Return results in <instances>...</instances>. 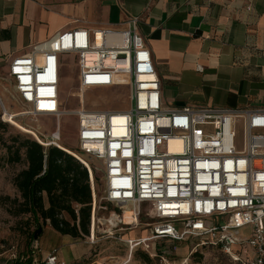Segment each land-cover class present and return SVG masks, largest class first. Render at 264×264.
<instances>
[{
    "label": "built area",
    "instance_id": "2783aa9c",
    "mask_svg": "<svg viewBox=\"0 0 264 264\" xmlns=\"http://www.w3.org/2000/svg\"><path fill=\"white\" fill-rule=\"evenodd\" d=\"M138 21L133 16L124 26L60 30L31 45L8 65L15 100L34 117L65 115L64 55L76 56L79 94L127 89L125 109H88L81 99L71 111L78 125L74 153L60 146L59 127L49 137H36L88 170L91 239L97 209H106L95 196L89 159L96 158L103 165L101 201L118 209L109 213V221L123 225V209L129 207L134 222L128 226L136 229L142 206H148V235L128 241L130 254L140 246L156 256L151 242L194 238L196 245L216 247L237 264H264V108L164 107ZM243 228L249 230L246 236L239 234ZM45 264H59L55 251Z\"/></svg>",
    "mask_w": 264,
    "mask_h": 264
},
{
    "label": "crops",
    "instance_id": "0c3cea01",
    "mask_svg": "<svg viewBox=\"0 0 264 264\" xmlns=\"http://www.w3.org/2000/svg\"><path fill=\"white\" fill-rule=\"evenodd\" d=\"M133 16L164 107L264 108V0H0V72L57 31Z\"/></svg>",
    "mask_w": 264,
    "mask_h": 264
},
{
    "label": "rangeland",
    "instance_id": "374dc122",
    "mask_svg": "<svg viewBox=\"0 0 264 264\" xmlns=\"http://www.w3.org/2000/svg\"><path fill=\"white\" fill-rule=\"evenodd\" d=\"M62 59L64 65L60 95L63 109L67 113L60 116L59 120L49 115L34 117L26 114L25 108L15 100L12 82L8 75L0 72L2 84L0 98L4 106L9 111H13V119L5 115V109L3 117V108L0 103V264H5L8 260L22 254L30 255L33 264H45L49 255L54 251L59 264H122L128 260V264H237L230 256L216 247L196 245L199 242L194 238L151 242L156 256H154V250L149 249L148 253L143 249L144 247L140 246L135 247L130 254L131 243L128 241L141 233L144 234L143 236L148 235L146 225H144L148 220L146 216L148 206H142L139 225L136 229L129 228V224L134 222V218L128 217L132 211L129 207L123 209L121 218L123 225L117 223L115 226V221H109V213L114 210L118 213V209L101 201L105 191L103 165L96 158L89 159L93 167L95 196L97 204L106 206V209H97L98 221L95 224L93 238H90V233L88 236L78 238L61 235L51 229L49 223L46 222L39 240L29 244L28 233L34 226L30 215L13 213L14 200L20 199L19 192L13 184V178L23 168V164L4 162L5 145L12 144L17 135L36 140L35 133L30 127L36 130L40 138L49 137L51 132L59 127L60 146L77 150V117L71 111L80 107L81 99L85 103V108L88 109H125L129 104L128 91L122 86L118 89H94L87 91L84 95L79 94L76 79L78 71L76 56L64 55ZM248 232L246 228L239 230L241 236H246ZM143 254L148 256V263L142 260Z\"/></svg>",
    "mask_w": 264,
    "mask_h": 264
},
{
    "label": "trees",
    "instance_id": "16d2710c",
    "mask_svg": "<svg viewBox=\"0 0 264 264\" xmlns=\"http://www.w3.org/2000/svg\"><path fill=\"white\" fill-rule=\"evenodd\" d=\"M5 147L6 164H23L13 178L20 197L14 200L13 213L30 215L34 226L28 233L29 244L39 240L46 222L61 235L88 236L92 195L86 167L59 147H44L19 135ZM141 258L149 262L147 255ZM5 264H33V259L22 254Z\"/></svg>",
    "mask_w": 264,
    "mask_h": 264
},
{
    "label": "bare ground",
    "instance_id": "6f19581e",
    "mask_svg": "<svg viewBox=\"0 0 264 264\" xmlns=\"http://www.w3.org/2000/svg\"><path fill=\"white\" fill-rule=\"evenodd\" d=\"M7 88V87H6ZM0 103H1V105L4 107V109H5V115L7 116V117H11L12 119H13V117H12V115H13V111H9L5 106H4V104L2 103V100H1V98H0ZM21 114V113H20ZM15 116H18L19 114H14ZM3 117H4V110H3ZM9 117V118H10ZM5 119V118H4ZM6 120V119H5ZM17 123H19L17 120H15ZM59 123V122H58ZM21 125V124H20ZM21 126H23V125H21ZM29 127V126H28ZM31 128V131L32 132H34L35 133V136L37 137V138H39L40 139V137L38 136V133L36 132V130L35 129H33L32 127H30ZM62 148H64L65 150H67V151H69V152H72V153H74V151L73 150H71V149H69V148H67V147H62ZM132 212H133V210L129 213V215H128V217L129 218H133V216H132ZM117 221H115V226H117ZM130 255V254H129Z\"/></svg>",
    "mask_w": 264,
    "mask_h": 264
}]
</instances>
